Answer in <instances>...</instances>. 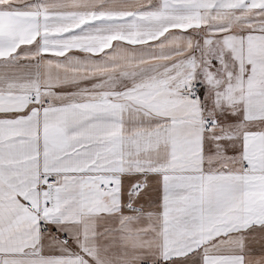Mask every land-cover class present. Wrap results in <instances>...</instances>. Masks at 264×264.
Returning <instances> with one entry per match:
<instances>
[{
    "label": "snow or ice",
    "instance_id": "6c2138e0",
    "mask_svg": "<svg viewBox=\"0 0 264 264\" xmlns=\"http://www.w3.org/2000/svg\"><path fill=\"white\" fill-rule=\"evenodd\" d=\"M0 264H264V0H0Z\"/></svg>",
    "mask_w": 264,
    "mask_h": 264
}]
</instances>
